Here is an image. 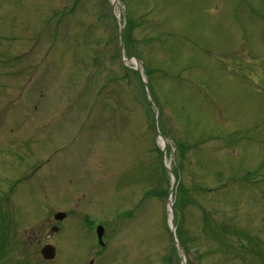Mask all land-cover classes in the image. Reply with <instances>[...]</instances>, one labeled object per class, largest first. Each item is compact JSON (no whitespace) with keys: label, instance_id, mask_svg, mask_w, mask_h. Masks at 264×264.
<instances>
[{"label":"rangeland","instance_id":"rangeland-1","mask_svg":"<svg viewBox=\"0 0 264 264\" xmlns=\"http://www.w3.org/2000/svg\"><path fill=\"white\" fill-rule=\"evenodd\" d=\"M75 3L0 0V243L15 238L0 264H85L95 219L109 223L105 264H181L166 193L145 194L172 181L152 106L125 69L118 19L126 52L169 71L151 77L166 163L196 201L180 209L191 260L261 264L234 236L212 240L202 209L208 222L250 235L247 247L264 256V0ZM160 22L178 35L155 42ZM58 211L70 213L60 226ZM47 241L58 252L45 262Z\"/></svg>","mask_w":264,"mask_h":264},{"label":"water","instance_id":"water-1","mask_svg":"<svg viewBox=\"0 0 264 264\" xmlns=\"http://www.w3.org/2000/svg\"><path fill=\"white\" fill-rule=\"evenodd\" d=\"M100 231V238L102 236V229L100 228L99 229ZM43 254L46 258H53L55 256V249L52 247V246H46L44 249H43Z\"/></svg>","mask_w":264,"mask_h":264}]
</instances>
